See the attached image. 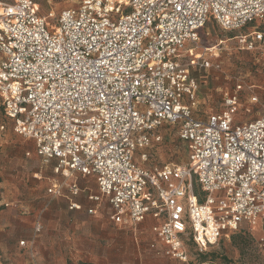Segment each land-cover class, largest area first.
<instances>
[{"label": "built area", "instance_id": "2783aa9c", "mask_svg": "<svg viewBox=\"0 0 264 264\" xmlns=\"http://www.w3.org/2000/svg\"><path fill=\"white\" fill-rule=\"evenodd\" d=\"M263 18L264 0H81L56 18L31 0L0 2L4 116L43 163L56 162L54 175L92 177L99 196L88 200L106 199L113 223L150 217L163 254L189 264L186 243L205 251L264 213V109L237 123V85L222 93L219 113L199 119L189 72L210 67L204 56L215 47L197 52L206 24L238 31ZM263 37L253 31L236 41L249 51ZM163 126L177 128L187 164H136L134 153L160 142ZM65 188L80 193L64 181L46 193Z\"/></svg>", "mask_w": 264, "mask_h": 264}, {"label": "rangeland", "instance_id": "374dc122", "mask_svg": "<svg viewBox=\"0 0 264 264\" xmlns=\"http://www.w3.org/2000/svg\"><path fill=\"white\" fill-rule=\"evenodd\" d=\"M31 1L40 15L52 13L56 18L63 10L77 7L81 0ZM48 23L51 24L50 21ZM253 31L264 35V18L238 31L222 30L213 22L200 31L197 52L202 53L206 47L215 49L204 56L210 64L209 68L189 69L198 83L193 111L195 117L204 120L208 115L219 113L222 110V93L233 90L237 85L242 90L236 122L260 116L264 109V37L249 51L241 48L236 41L237 37ZM219 42L222 43L218 45ZM251 98H256V101L251 102ZM156 133L161 136V141L137 150L133 155L135 163L146 169L187 164L188 147L178 137L177 128L163 126ZM141 154L147 157L145 163L140 161ZM54 181L61 182L63 179L52 173V164L41 161L32 141L14 133L13 123L4 116L0 101V190H42L46 196V190ZM78 183L83 181L78 179ZM91 189L96 190L93 186ZM47 202L54 207L60 200L48 201L41 197L36 201L40 205L39 230L35 231L36 222L34 234L37 237L33 241L37 253L34 246L30 248L29 251L34 253L27 256L30 257V264H171L170 261L181 264L162 253L163 249L158 248L161 243L149 230L133 236L132 230L125 229L116 231L115 236L108 229L85 228L79 223H68L65 214L60 211L50 212L52 209L41 208ZM110 214V207L105 206L95 215L89 214V217L108 222ZM67 230L69 238L63 235ZM136 237L137 242L134 241ZM186 249L191 260L189 264H264V213L253 225L241 224L236 231L228 233L205 251H197L191 243ZM154 252L164 257H158Z\"/></svg>", "mask_w": 264, "mask_h": 264}, {"label": "crops", "instance_id": "0c3cea01", "mask_svg": "<svg viewBox=\"0 0 264 264\" xmlns=\"http://www.w3.org/2000/svg\"><path fill=\"white\" fill-rule=\"evenodd\" d=\"M221 43L222 42H219L218 45ZM252 120H254L252 117H248L242 123H247ZM49 164H52L53 173V168L56 165V162L52 160L48 165ZM78 179L83 181V183H78ZM63 181L68 184L75 183L80 188V193L76 197H72L65 188V190L62 191L61 196L53 197L47 193H45L46 196H44L42 190H0V264H30L28 261L30 257L28 258L27 256L30 254L34 255V253L29 250L30 248H33V241L37 237V235L34 234L35 223L40 221V205L39 203H36V201L41 197L48 201H51L52 199L60 200V203H57L54 207H52V205L50 206V202H47L44 207L41 208L52 209L49 210L50 212H62L65 214L68 223L71 222L73 224V222H75L76 225L79 223V225L85 228L94 227L101 230L108 229L110 232H114V235L116 234V231L125 229L132 230L133 236H136L139 233H145L147 230L151 233V227L155 222L150 217H148L144 223L136 226L115 224L111 220L114 212L107 204L106 199L100 198L98 203L90 202L88 200L89 196H99L96 183L92 177L74 175L72 178ZM55 182L57 181H54V183ZM91 186L96 190H92ZM71 204L77 205L80 209L70 210L69 206ZM105 206H108L111 209L108 222L89 217L88 210H92V215H95ZM42 222L45 223L44 220H42ZM68 233L69 230L63 232L65 238H69ZM134 241L137 242V237ZM20 242H24V245L19 247ZM187 244L188 243H186V248ZM162 247V244L158 246L161 250L164 249ZM34 251L36 254L37 250L35 246ZM154 254L158 257H164L155 252ZM190 261L189 258V262ZM170 262L171 264H177L176 262ZM180 263L182 264V262Z\"/></svg>", "mask_w": 264, "mask_h": 264}]
</instances>
